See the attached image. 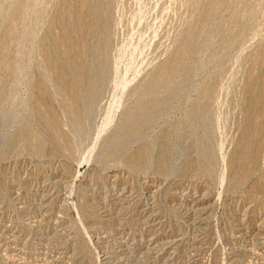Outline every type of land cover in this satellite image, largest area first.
I'll return each mask as SVG.
<instances>
[{
  "label": "rangeland",
  "instance_id": "1",
  "mask_svg": "<svg viewBox=\"0 0 264 264\" xmlns=\"http://www.w3.org/2000/svg\"><path fill=\"white\" fill-rule=\"evenodd\" d=\"M0 264H264V0H0Z\"/></svg>",
  "mask_w": 264,
  "mask_h": 264
},
{
  "label": "bare ground",
  "instance_id": "2",
  "mask_svg": "<svg viewBox=\"0 0 264 264\" xmlns=\"http://www.w3.org/2000/svg\"><path fill=\"white\" fill-rule=\"evenodd\" d=\"M158 83V82H157ZM152 90V89H151Z\"/></svg>",
  "mask_w": 264,
  "mask_h": 264
}]
</instances>
